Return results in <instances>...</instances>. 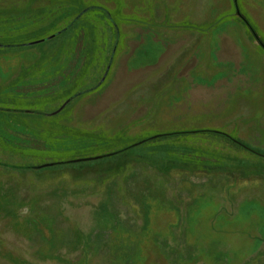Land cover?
<instances>
[{
	"label": "rangeland",
	"instance_id": "obj_1",
	"mask_svg": "<svg viewBox=\"0 0 264 264\" xmlns=\"http://www.w3.org/2000/svg\"><path fill=\"white\" fill-rule=\"evenodd\" d=\"M81 1L0 0V264H264V0Z\"/></svg>",
	"mask_w": 264,
	"mask_h": 264
},
{
	"label": "trees",
	"instance_id": "obj_2",
	"mask_svg": "<svg viewBox=\"0 0 264 264\" xmlns=\"http://www.w3.org/2000/svg\"><path fill=\"white\" fill-rule=\"evenodd\" d=\"M60 2H63L64 3V5H60V9H61V11L59 12V14L57 15V17L58 18H60V19H64V20H67V18L65 19L64 17H65V15L66 14H68L70 11H71V9H73V11H74V19L76 18V16L78 15V17L73 21V22H77V21H79L80 20V18L82 17V15L89 9V8H91L90 6H88V5H85L84 3H81L82 1L81 0H60ZM62 3V4H63ZM47 9L48 8H44L43 10L44 11H47ZM237 12H238V15H240V17H242L243 19V21H244V23L246 24V26H247V28L249 29V31L252 33V35L255 37V39L256 40H258L259 42H260V44H264V42H263V40H262V38L259 36V34H258V32H256V29H255V27L253 26V24H252V22L248 19V17H246L242 12H241V10L240 9H238L237 10ZM35 14V13H34ZM8 15V14H7ZM11 17H13V14H12V12H11V14H9ZM8 15V16H9ZM71 20H69V23L67 24H64V27L63 28H61V30L59 31V32H57L55 35H53V38L54 37H60V36H62V35H65L66 33H67V31H70L71 30V27L75 24V23H73ZM51 22H53V21H51ZM51 22L50 23H48V24H51ZM43 26V25H42ZM39 27H41V26H39ZM67 39H65V41H66ZM87 57V59H88V62H87V64H91L93 61H94V59H90L89 60V57L88 56H86ZM103 78V77H102ZM101 78V79H102ZM0 143H2V144H6V141H5V139L3 140V138L0 136ZM178 145L177 146H174V145H172V146H169L170 147V149L169 150H165V149H161L162 151L163 150H165V151H163V152H166V155H165V157H166V160L168 161V163L169 162H180V163H186V164H189L188 162H184V160H181V159H179V157H180V155L181 154H184V151H187V149H186V147L183 145V144H180V143H177ZM181 146H183L184 148H182ZM173 147V148H172ZM165 154V153H164ZM165 157H163V158H165ZM261 158H264V157H261ZM206 165V164H205Z\"/></svg>",
	"mask_w": 264,
	"mask_h": 264
}]
</instances>
